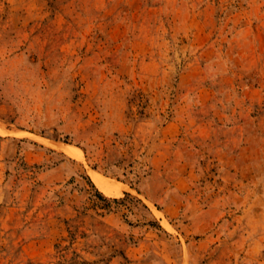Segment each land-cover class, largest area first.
I'll use <instances>...</instances> for the list:
<instances>
[{
  "label": "rangeland",
  "instance_id": "374dc122",
  "mask_svg": "<svg viewBox=\"0 0 264 264\" xmlns=\"http://www.w3.org/2000/svg\"><path fill=\"white\" fill-rule=\"evenodd\" d=\"M0 264H264V0H0Z\"/></svg>",
  "mask_w": 264,
  "mask_h": 264
},
{
  "label": "bare ground",
  "instance_id": "6f19581e",
  "mask_svg": "<svg viewBox=\"0 0 264 264\" xmlns=\"http://www.w3.org/2000/svg\"><path fill=\"white\" fill-rule=\"evenodd\" d=\"M64 149L69 152V153H74V148L66 145L64 146ZM95 179L98 183V185L106 192H113L120 186H122L121 183H118L117 181L114 180H109L101 176H95Z\"/></svg>",
  "mask_w": 264,
  "mask_h": 264
}]
</instances>
